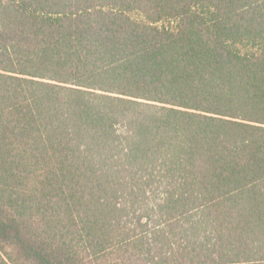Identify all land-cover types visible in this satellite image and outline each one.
<instances>
[{
  "label": "trees",
  "instance_id": "16d2710c",
  "mask_svg": "<svg viewBox=\"0 0 264 264\" xmlns=\"http://www.w3.org/2000/svg\"><path fill=\"white\" fill-rule=\"evenodd\" d=\"M0 264H264V0H0Z\"/></svg>",
  "mask_w": 264,
  "mask_h": 264
}]
</instances>
